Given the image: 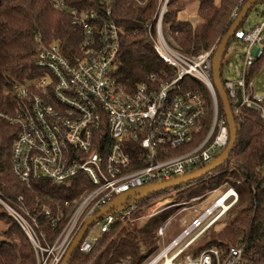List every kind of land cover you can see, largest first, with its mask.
Masks as SVG:
<instances>
[{"label":"built area","instance_id":"built-area-1","mask_svg":"<svg viewBox=\"0 0 264 264\" xmlns=\"http://www.w3.org/2000/svg\"><path fill=\"white\" fill-rule=\"evenodd\" d=\"M244 2L237 1L231 18ZM165 3L155 17L153 49L173 70L171 77L164 75V79L152 73L146 81L126 87L113 74L120 26L111 18L110 10L101 13L72 9L71 22L81 30L76 51L67 56L58 43H41L35 61L37 75L2 91L12 106L0 111V117L17 128L10 166L18 179L27 186L44 179L56 187H70L72 181L84 175L90 183L77 197L54 201L53 208L42 205L31 210L21 194L15 199L0 195L1 207L30 241L36 264H59L83 222L114 197L145 184L185 175L213 161L227 144V123L224 116L218 115L211 80L214 47L188 54L168 43L161 29ZM64 5V0H54V7L62 9ZM260 14L261 19L248 29L237 28L233 33L244 47L242 65L235 80L225 79L224 88L232 105L240 89V106L263 116L262 97L252 91L247 79L250 66L264 49V10ZM185 77L202 84L209 93L210 105L201 91L184 88ZM232 112L238 123V107H232ZM207 114L210 121L202 134ZM237 199V192L227 187L209 206L200 212L194 209L196 215L190 220L179 218L177 233L138 264H247L238 245L230 246L223 259L214 245L197 256L188 252ZM129 203L101 215L96 220L98 232L89 233V227L78 249L91 250L100 233L115 220L128 216V208L135 207L134 202ZM39 215L52 230L58 229L50 243L46 242ZM168 228L169 220L157 228L159 239ZM114 264L131 263L122 258Z\"/></svg>","mask_w":264,"mask_h":264},{"label":"trees","instance_id":"trees-1","mask_svg":"<svg viewBox=\"0 0 264 264\" xmlns=\"http://www.w3.org/2000/svg\"><path fill=\"white\" fill-rule=\"evenodd\" d=\"M64 1V7L58 9L54 7V0H0V111H8L12 106L8 97H3L2 91L37 75L35 61L41 43L56 42L67 56L76 51L81 30L80 26L71 22L72 9L101 13L110 10L111 18L120 26L113 74L126 87L146 81L152 73L164 79V75H173V70L153 50L150 38L151 33L154 34L161 0ZM236 1L168 0L162 21L169 28L176 48L183 53L195 54L209 48L217 36L227 31L232 22L229 14ZM192 3H196L194 24L189 19L178 17ZM263 58L264 49L261 57L250 66L247 79L257 70L258 62ZM221 78L224 81L222 75ZM183 82L184 88L201 91L207 105H210L209 93L202 84L189 77H185ZM216 97L218 111L224 116L221 101ZM260 103L263 106L264 100ZM239 112L240 121L232 150L226 161L211 171L217 174L216 178L208 187H199L189 194V197L202 195L206 189L211 190L225 182L226 187H232L238 193L237 202L228 210L239 207L230 210L226 219L220 222L221 228L213 229L204 243L201 240L205 235L197 238L188 252L197 256L214 245L219 248L223 259L230 246L238 245L247 264H264V117L244 105L239 107ZM209 121L210 114H207L202 134ZM16 132L15 125L0 117V195L3 198L15 199L21 194L31 210L42 205L53 208L54 201L61 203L66 198L72 199L90 187L84 175H79L70 187H56L44 179L31 181L29 186L21 182L10 166L11 146ZM211 172L185 184L201 180ZM167 191L129 197L127 202H134L136 207L133 215L149 207L155 196ZM170 214V210H164L140 226L129 222L126 217L117 219L98 235L91 250L82 252L77 246L67 264H114L122 258H128L131 264H138L146 253L157 247L156 230ZM6 217L7 226L0 236V264H36L30 241L17 222L8 214ZM38 217L47 235L46 242L50 243L58 229L52 230L43 222L42 216Z\"/></svg>","mask_w":264,"mask_h":264},{"label":"rangeland","instance_id":"rangeland-1","mask_svg":"<svg viewBox=\"0 0 264 264\" xmlns=\"http://www.w3.org/2000/svg\"><path fill=\"white\" fill-rule=\"evenodd\" d=\"M164 1L165 0H161V6L164 5ZM214 1L218 2L219 0H214ZM237 1H236V3H237ZM167 2H168V0H166V3ZM241 8H240V10H241ZM263 10H264V2L263 1L255 3L250 8V10L247 12L245 18L241 22L242 24H240V25L242 27L239 26L238 28L248 29L250 26L255 24L257 21H259L261 19L260 13ZM230 13H231V11H230ZM238 13L236 14V16L238 15ZM230 16H231V14H229V18H231ZM236 16L234 18H231L232 21H233V19L236 18ZM178 17L189 19L191 24H194V20H196V3H192L188 7L183 9L182 12H180L178 14ZM162 18H163V15H162ZM161 29H162V33H163L164 38L166 37L165 39H167L166 41L168 43H170L169 41H171L176 46V43L172 39L169 28L163 23L162 20H161ZM222 36L223 35L217 36L215 38V40L213 41V43L209 46V48L213 46L214 47L213 50H215V48H216V46H217V44L220 41ZM150 38L152 40L151 44H152V48H153V44H155V42H153L155 39V36L153 35V33H151ZM243 52H244V47L237 40H235L232 36L229 39V42H228L227 47L225 49V53L222 57L221 75L224 78V81L226 78H229L231 80H235L238 77V73H239V70H240L241 65H242V53ZM224 81H222L223 85H224ZM248 81H250L252 84V88H251L252 91L255 94H257L258 96H261L262 100H264V58L258 62L257 70L253 72V74L251 75L250 78H248ZM217 107H218V103H217ZM239 107H240V105H239ZM239 107H238V109H239ZM263 108H264V105H263ZM218 115L219 116L221 115L219 111H218ZM260 117H264V113H263V116H260ZM197 168H200V167H196L193 170H195ZM193 170H191V171H193ZM216 175H217L216 173L214 174L211 172L208 176L203 177L201 180L195 181L193 183L191 182L189 184L183 183V185H181V186L169 188L167 192L161 193V194H158L157 196H155L154 199L152 200L151 204L149 205V207L141 210V212L138 214L133 215V210H135L136 207L128 208L130 210V213L128 214V216L126 215V217H128L126 219L129 222H132L137 226L142 225L149 218H151L152 216H154V215H156V214H158L164 210H170L171 211V214L169 215V217L164 220V222L169 220V228L167 230V233L162 238L163 240L157 238V247L153 251H151L150 253L154 254V253L158 252L163 247L164 243H166L170 238H172L177 233V231L180 227L179 221H178L179 218L180 219L186 218L187 220L188 219L190 220L191 218H193L196 215V212L193 211L194 209H197L198 212H200L201 210H203L204 208L209 206L213 202V200L216 197H218L222 193V191H224L227 188L226 186H228V185L225 182H223L221 185H218L216 188H213L211 190L206 189L202 195H196V196L189 197V194L192 192V190L194 192L195 190L200 189L199 187H202V186L208 187L210 185L211 180H213V178H216V177H214ZM215 189L217 191H214ZM237 195H238V193H237ZM134 197H136V195L131 196V198H134ZM238 207L239 206H234L230 210H232L233 208L236 209ZM230 210L226 211V213L224 215H222L214 224H212L207 230H205L199 236V238H200V237L205 235L203 237V239L201 240L202 243H204L205 239H208V237L212 233V231L218 230L221 228L222 225L220 222L224 218L226 219L227 214L230 212ZM6 214H7L6 211L0 205V236L2 235V231L7 226L8 218L6 217ZM164 222H162L160 224V226L162 224H164ZM217 222H219V223L217 224ZM98 223H99V220L94 222L93 224H91L89 226L90 228H89L88 232L89 233H97L98 228H99ZM150 253H148V254H150ZM148 254L146 253L145 256Z\"/></svg>","mask_w":264,"mask_h":264},{"label":"water","instance_id":"water-1","mask_svg":"<svg viewBox=\"0 0 264 264\" xmlns=\"http://www.w3.org/2000/svg\"><path fill=\"white\" fill-rule=\"evenodd\" d=\"M262 1L264 2V0L245 1L238 15L236 16L235 19H233L227 31L221 37L211 57L210 72H211V79L214 88V93L215 96H218L221 101L222 112L225 117L228 128V141L225 147L221 150V152L216 156V158L212 162H209L208 164H205L204 166L197 168L185 175L172 178L167 181L145 184L143 186L128 190L123 194L114 197L105 207L100 209L97 213L90 216L83 222L82 226L79 228L78 232L72 239L69 247L67 248L59 264L68 263L73 250L77 248L79 242L81 241V239L83 238L84 234L86 233V231L88 230L91 224H93L101 215L108 212L109 210L127 203L129 197L133 195H136L138 197H143L151 193H155V192L167 190L172 187L179 186L183 183H186L188 181L194 180L196 178L208 174L209 172L219 167L226 161L237 137V123L233 116L232 106L235 108L239 107L241 103V91L240 89H237V101L233 105H231L221 79L222 57L225 53V49L227 47L229 39L233 36L235 30L240 26L247 12L255 3Z\"/></svg>","mask_w":264,"mask_h":264}]
</instances>
